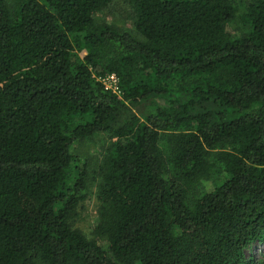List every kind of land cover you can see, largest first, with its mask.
<instances>
[{
	"label": "trees",
	"instance_id": "16d2710c",
	"mask_svg": "<svg viewBox=\"0 0 264 264\" xmlns=\"http://www.w3.org/2000/svg\"><path fill=\"white\" fill-rule=\"evenodd\" d=\"M110 1L0 0V264H264V0Z\"/></svg>",
	"mask_w": 264,
	"mask_h": 264
},
{
	"label": "rangeland",
	"instance_id": "374dc122",
	"mask_svg": "<svg viewBox=\"0 0 264 264\" xmlns=\"http://www.w3.org/2000/svg\"><path fill=\"white\" fill-rule=\"evenodd\" d=\"M233 1L236 5H238L240 10L243 9V5H245L246 2V0ZM96 19L97 21L110 23L119 29L132 27V12L125 0H111L100 12L96 14ZM226 29L235 36H238L240 31H242L237 18L236 20L229 22L226 25ZM108 142L109 140L106 134H99L92 138H85L78 141L73 147V152L86 160L88 173L87 196L77 206L76 216L73 219V225L89 236H91L92 228L95 224L97 216L96 210L98 202L95 197L98 179L97 170L105 153V148L108 146ZM102 243L106 246L104 241ZM256 249L258 251H262L264 246L259 244L256 246ZM248 253L249 252L247 251V254Z\"/></svg>",
	"mask_w": 264,
	"mask_h": 264
},
{
	"label": "built area",
	"instance_id": "2783aa9c",
	"mask_svg": "<svg viewBox=\"0 0 264 264\" xmlns=\"http://www.w3.org/2000/svg\"><path fill=\"white\" fill-rule=\"evenodd\" d=\"M100 81L106 88L111 89L114 92H119L118 84H117V77L114 73L106 74L105 76L100 78Z\"/></svg>",
	"mask_w": 264,
	"mask_h": 264
}]
</instances>
